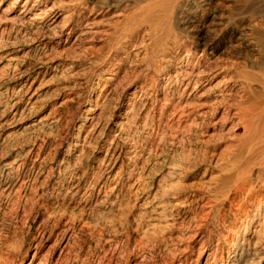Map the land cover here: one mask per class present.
<instances>
[{
    "label": "rangeland",
    "instance_id": "1",
    "mask_svg": "<svg viewBox=\"0 0 264 264\" xmlns=\"http://www.w3.org/2000/svg\"><path fill=\"white\" fill-rule=\"evenodd\" d=\"M0 264H264V0H0Z\"/></svg>",
    "mask_w": 264,
    "mask_h": 264
}]
</instances>
